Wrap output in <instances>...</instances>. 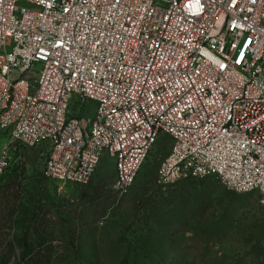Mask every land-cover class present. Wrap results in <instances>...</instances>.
<instances>
[{"label":"built area","instance_id":"2783aa9c","mask_svg":"<svg viewBox=\"0 0 264 264\" xmlns=\"http://www.w3.org/2000/svg\"><path fill=\"white\" fill-rule=\"evenodd\" d=\"M0 129L58 184L108 157L121 195L167 137L160 184L264 205V0H0Z\"/></svg>","mask_w":264,"mask_h":264},{"label":"rangeland","instance_id":"374dc122","mask_svg":"<svg viewBox=\"0 0 264 264\" xmlns=\"http://www.w3.org/2000/svg\"><path fill=\"white\" fill-rule=\"evenodd\" d=\"M172 145L161 137L121 195L108 157L86 185L58 184L43 149L0 129V264H264L260 195L215 177L160 184Z\"/></svg>","mask_w":264,"mask_h":264},{"label":"trees","instance_id":"16d2710c","mask_svg":"<svg viewBox=\"0 0 264 264\" xmlns=\"http://www.w3.org/2000/svg\"><path fill=\"white\" fill-rule=\"evenodd\" d=\"M4 133H6V132H4ZM4 193H5L4 195L6 196L7 192L5 191ZM32 263H34V264H43L41 262L32 261L31 259L28 261V263H25V264H32Z\"/></svg>","mask_w":264,"mask_h":264}]
</instances>
